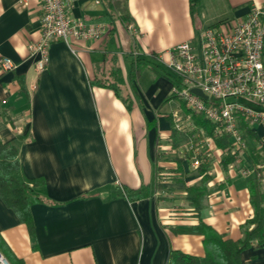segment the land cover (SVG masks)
Listing matches in <instances>:
<instances>
[{
    "label": "crops",
    "instance_id": "0c3cea01",
    "mask_svg": "<svg viewBox=\"0 0 264 264\" xmlns=\"http://www.w3.org/2000/svg\"><path fill=\"white\" fill-rule=\"evenodd\" d=\"M126 2L129 22L108 0H68L72 17L103 22L107 31L96 40L51 43L37 71L28 44L40 37L39 1L0 0V58L14 63L0 67V141L16 142L21 176L40 181L31 188L40 197L29 207L32 232L0 199V237L21 264H166L170 251L204 255L203 236L178 229L201 221L235 240L253 214L247 151L224 166L226 152L214 140L208 160L192 165L209 133L202 116L185 118L170 98L164 64L170 47L200 28L235 22L264 0H196L195 15L191 0ZM117 70L116 94L105 84ZM241 128L264 167L263 128ZM205 174L212 190L197 212L186 188ZM142 187L145 197L127 198L126 190ZM249 246L241 264H264V240Z\"/></svg>",
    "mask_w": 264,
    "mask_h": 264
},
{
    "label": "built area",
    "instance_id": "2783aa9c",
    "mask_svg": "<svg viewBox=\"0 0 264 264\" xmlns=\"http://www.w3.org/2000/svg\"><path fill=\"white\" fill-rule=\"evenodd\" d=\"M38 1L42 12L40 37L28 44L37 71L44 69L51 43L96 40L107 31L103 22L87 23L72 17L68 0ZM247 10L235 22L200 28L192 39L165 51L168 59L164 65L176 78L170 92L187 111L184 117L200 115L214 127L202 141L206 147L203 156L192 159L194 167L208 160L215 137L222 134L227 136L231 154L245 153L248 144L242 124L260 125L263 134L259 147L264 145V5L251 4ZM0 67L11 70L14 63L2 57ZM193 88L206 98L192 92ZM172 118L175 128H180L178 112H173ZM0 264H7L2 256Z\"/></svg>",
    "mask_w": 264,
    "mask_h": 264
},
{
    "label": "trees",
    "instance_id": "16d2710c",
    "mask_svg": "<svg viewBox=\"0 0 264 264\" xmlns=\"http://www.w3.org/2000/svg\"><path fill=\"white\" fill-rule=\"evenodd\" d=\"M127 0H108L111 8L118 13L123 22H129L130 17L127 15ZM198 10L196 0H191L190 12L195 15ZM136 74V72H135ZM114 77L111 81L112 84H105L112 87L116 94L118 93L119 77L118 70L114 71ZM165 75L173 83L176 82L175 75L165 72ZM175 97L170 94V98ZM205 129L209 134H212L214 128L207 123L205 118L201 120ZM247 133L252 137L256 134L246 129ZM20 139L22 137H19ZM216 145L225 150L223 154L222 165L226 166L228 163L234 161L236 154H231L229 150V142L227 136L222 134L215 137ZM247 155L252 163L255 171V176L247 182L249 193L250 206H252L253 214L250 218L246 219L240 226L241 236L238 239L226 238L222 234L211 227L210 225L199 222L197 225L178 229L183 233L197 234L203 236L204 255L195 256L181 251H170L166 264H241L240 254L245 249L249 248L254 241L264 240V184H263V171L264 167L260 166L263 158L254 148L247 150ZM203 168V166H202ZM210 177L204 175L202 181L198 185L189 186L186 188L187 198L189 203L193 205V209L199 212L203 206V198L206 194L211 192V188H207L206 181ZM39 180L28 179L21 176V166L18 159L17 144L14 141H0V199L8 208L12 209L20 221L27 225L30 232L33 230V223L31 219L29 207L40 197L32 192V186L39 184ZM126 196L130 200L141 199L147 195V188L142 187L138 190H126ZM0 237V253L4 256L10 264H21V261H16L9 248L2 242Z\"/></svg>",
    "mask_w": 264,
    "mask_h": 264
},
{
    "label": "water",
    "instance_id": "95a60500",
    "mask_svg": "<svg viewBox=\"0 0 264 264\" xmlns=\"http://www.w3.org/2000/svg\"><path fill=\"white\" fill-rule=\"evenodd\" d=\"M191 91L198 94L199 96H201L203 98H206V96L201 91H199V89L193 88V89H191ZM3 260L5 261L4 258H3Z\"/></svg>",
    "mask_w": 264,
    "mask_h": 264
},
{
    "label": "rangeland",
    "instance_id": "374dc122",
    "mask_svg": "<svg viewBox=\"0 0 264 264\" xmlns=\"http://www.w3.org/2000/svg\"><path fill=\"white\" fill-rule=\"evenodd\" d=\"M200 116V115H199Z\"/></svg>",
    "mask_w": 264,
    "mask_h": 264
}]
</instances>
